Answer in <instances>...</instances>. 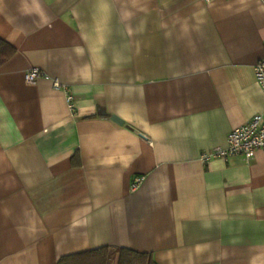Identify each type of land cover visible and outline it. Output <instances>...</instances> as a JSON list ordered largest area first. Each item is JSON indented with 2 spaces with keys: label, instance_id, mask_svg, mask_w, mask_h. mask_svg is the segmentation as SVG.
I'll use <instances>...</instances> for the list:
<instances>
[{
  "label": "crops",
  "instance_id": "0c3cea01",
  "mask_svg": "<svg viewBox=\"0 0 264 264\" xmlns=\"http://www.w3.org/2000/svg\"><path fill=\"white\" fill-rule=\"evenodd\" d=\"M0 39V264H264V154L199 160L264 113V0H0Z\"/></svg>",
  "mask_w": 264,
  "mask_h": 264
},
{
  "label": "built area",
  "instance_id": "2783aa9c",
  "mask_svg": "<svg viewBox=\"0 0 264 264\" xmlns=\"http://www.w3.org/2000/svg\"><path fill=\"white\" fill-rule=\"evenodd\" d=\"M209 2L210 0H204ZM254 78L262 92H264V59H261L253 68ZM42 72L37 68L28 70L24 75L26 85L33 86L36 81L42 77ZM53 87L59 89L62 86L54 82ZM65 99L71 113L74 112V99L71 90L63 87ZM256 152L264 154V113L254 115L248 122L242 126L233 129L227 136L224 147H216L210 150L202 151L199 160L206 165L215 160H227L236 157L240 162L249 166L254 161ZM145 177L139 176L133 180L131 191H136L144 182Z\"/></svg>",
  "mask_w": 264,
  "mask_h": 264
},
{
  "label": "trees",
  "instance_id": "16d2710c",
  "mask_svg": "<svg viewBox=\"0 0 264 264\" xmlns=\"http://www.w3.org/2000/svg\"><path fill=\"white\" fill-rule=\"evenodd\" d=\"M15 49L0 39V67L10 60ZM78 165V157H74ZM57 264H156L150 253H140L126 248L101 247L96 250L66 255Z\"/></svg>",
  "mask_w": 264,
  "mask_h": 264
},
{
  "label": "water",
  "instance_id": "95a60500",
  "mask_svg": "<svg viewBox=\"0 0 264 264\" xmlns=\"http://www.w3.org/2000/svg\"><path fill=\"white\" fill-rule=\"evenodd\" d=\"M111 120L114 122V123H116V124H118V125H122L123 124V121L121 120V119H119L117 116H111Z\"/></svg>",
  "mask_w": 264,
  "mask_h": 264
}]
</instances>
